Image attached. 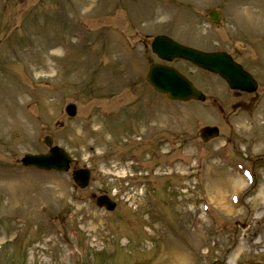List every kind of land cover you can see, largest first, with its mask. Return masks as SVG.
Listing matches in <instances>:
<instances>
[{"label": "rangeland", "instance_id": "obj_1", "mask_svg": "<svg viewBox=\"0 0 264 264\" xmlns=\"http://www.w3.org/2000/svg\"><path fill=\"white\" fill-rule=\"evenodd\" d=\"M162 34L232 54L257 91L236 99L174 61L206 101L155 94ZM204 126L219 137L203 144ZM44 136L90 170L85 190L18 164ZM175 249L182 264L264 262V0H0V264H173Z\"/></svg>", "mask_w": 264, "mask_h": 264}, {"label": "water", "instance_id": "obj_2", "mask_svg": "<svg viewBox=\"0 0 264 264\" xmlns=\"http://www.w3.org/2000/svg\"><path fill=\"white\" fill-rule=\"evenodd\" d=\"M152 52L161 60L171 62L174 59H182L190 62L198 68L220 75L228 83L231 89L253 92L255 83L240 68L234 65L224 54H205L192 49L182 47L168 38L157 37L151 44ZM146 81L160 94L166 95L174 101H204V96L199 93L191 83L180 75L175 69L163 66L152 65L146 76ZM69 117H74L76 109L74 105H68L65 109ZM201 139L206 142L217 136L215 128H204L200 131ZM44 143L50 148L46 156H25L22 163L25 166H34L43 170H55L67 172L71 160L67 153L58 147H51L52 141L44 139ZM90 173L86 169H79L72 172V180L80 189L88 186ZM95 198V196H93ZM96 205L113 211L115 204L106 196L96 198ZM213 264H217L216 262Z\"/></svg>", "mask_w": 264, "mask_h": 264}, {"label": "bare ground", "instance_id": "obj_3", "mask_svg": "<svg viewBox=\"0 0 264 264\" xmlns=\"http://www.w3.org/2000/svg\"><path fill=\"white\" fill-rule=\"evenodd\" d=\"M21 100H22L23 103L27 102V100L25 101V98L24 97H22ZM8 106H10L11 108H13L12 106H14V103L12 102V103L8 104ZM16 109H17V111H16V114L17 115L16 116L19 117V116H23L24 115V112H23V109L22 108L16 107ZM6 113H7V115L10 118H12V116L8 112H6ZM236 180H237V182L240 181L239 178H237ZM213 191L215 192V193L213 192L215 194V201H217V203H218L219 206L223 205V200H222L223 199V196H222L221 192H219L218 189H215ZM173 254L176 256V259H177V261H175L173 264H179V263L182 264V261L180 260V251L177 250V249H175L173 251Z\"/></svg>", "mask_w": 264, "mask_h": 264}]
</instances>
